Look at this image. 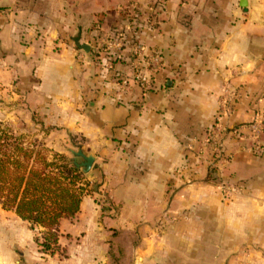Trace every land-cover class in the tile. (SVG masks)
<instances>
[{
  "label": "crops",
  "instance_id": "crops-1",
  "mask_svg": "<svg viewBox=\"0 0 264 264\" xmlns=\"http://www.w3.org/2000/svg\"><path fill=\"white\" fill-rule=\"evenodd\" d=\"M135 28L162 62L145 90L122 82ZM115 31L119 59L95 42ZM0 82L68 139L64 153L96 156L79 216L106 207L96 227L134 235L131 264H264V153L247 129L264 122V0H0ZM225 107L229 160L213 169L202 147ZM224 183L240 192L225 199ZM3 221L21 228L16 248L32 242L31 224L0 205ZM90 240L92 264H112L110 236Z\"/></svg>",
  "mask_w": 264,
  "mask_h": 264
},
{
  "label": "trees",
  "instance_id": "trees-1",
  "mask_svg": "<svg viewBox=\"0 0 264 264\" xmlns=\"http://www.w3.org/2000/svg\"><path fill=\"white\" fill-rule=\"evenodd\" d=\"M87 188L86 177L66 155L52 153L30 133L0 123V205L32 229H43L38 243L44 253L54 255L60 249L61 223L79 215ZM109 232L112 264H128L121 241L125 232Z\"/></svg>",
  "mask_w": 264,
  "mask_h": 264
},
{
  "label": "rangeland",
  "instance_id": "rangeland-1",
  "mask_svg": "<svg viewBox=\"0 0 264 264\" xmlns=\"http://www.w3.org/2000/svg\"><path fill=\"white\" fill-rule=\"evenodd\" d=\"M44 119L43 115L31 110L25 93L18 90L12 83L9 85L0 82V123L15 131L30 133L32 140L38 138L52 153L64 154L71 160L73 158L71 152L64 153L68 147H71L70 142L66 139L67 142L62 143V138L56 134V127L47 126ZM74 150L77 151V149ZM105 200L107 201V196L101 195L96 202L99 206H103ZM87 208L84 207L85 212ZM105 208L97 207L95 210L91 207L88 219L78 215L75 219L64 222V226L60 228V249L54 255L44 253L38 243V240L42 241L43 229H32V242L29 240L30 243L24 247L16 248L14 237L18 231H21V228L11 221L0 222V264H92L93 259L89 257V252L94 247L90 240L91 237L99 239L110 235L107 228L96 227L97 222L109 225V216ZM71 225L74 227L71 228ZM133 240L134 235L129 233H125L121 239L126 249H129L130 242ZM127 263L131 264L130 257ZM100 264H104V258Z\"/></svg>",
  "mask_w": 264,
  "mask_h": 264
},
{
  "label": "built area",
  "instance_id": "built-area-1",
  "mask_svg": "<svg viewBox=\"0 0 264 264\" xmlns=\"http://www.w3.org/2000/svg\"><path fill=\"white\" fill-rule=\"evenodd\" d=\"M124 14L127 20L132 19L133 21H136L138 18V11L133 6H128ZM138 36V28H135L131 41V53L133 58L132 66L134 73L131 80L123 79L122 82L127 88L134 84L145 90L152 86L151 76L156 72V70L160 69L162 62L159 54H148L146 52L145 46L138 41ZM95 42L99 49L105 47L111 52L114 59H119L126 45V37L124 32L115 31L112 34H106L97 37ZM97 63L101 65V62L97 61ZM226 110L227 108L225 107V110L222 109L220 113H218L214 124L210 127L207 133L202 147V153L209 156V165L213 169L223 168L229 160L226 144L229 131L222 124V117ZM247 129L250 132V139L253 141V153L258 157L262 156L264 153V145L261 141V135L264 131L263 120L256 119L247 125ZM222 191L224 198L230 200L234 195L240 192V188L224 183L222 184Z\"/></svg>",
  "mask_w": 264,
  "mask_h": 264
},
{
  "label": "water",
  "instance_id": "water-1",
  "mask_svg": "<svg viewBox=\"0 0 264 264\" xmlns=\"http://www.w3.org/2000/svg\"><path fill=\"white\" fill-rule=\"evenodd\" d=\"M81 48L85 51H90L91 47L89 45H84L81 46ZM70 152L73 155L71 161L73 162L75 168L83 174H88L95 164L96 156L92 153L88 155L85 154L82 147H78L77 151L70 149Z\"/></svg>",
  "mask_w": 264,
  "mask_h": 264
}]
</instances>
